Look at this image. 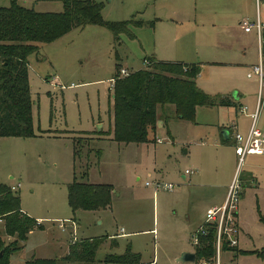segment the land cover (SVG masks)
<instances>
[{
    "label": "rangeland",
    "instance_id": "obj_1",
    "mask_svg": "<svg viewBox=\"0 0 264 264\" xmlns=\"http://www.w3.org/2000/svg\"><path fill=\"white\" fill-rule=\"evenodd\" d=\"M91 1L103 3L105 22L144 25L132 26L134 36L122 35L120 43L103 26L73 29L53 43L38 44V53L29 58L35 136L0 137V185L21 184L15 191L22 210L18 216L41 224L34 223L27 242L19 241L21 250L10 256L9 264L34 259L119 264L109 256L124 254L130 244L141 256L140 264H197L178 260L195 252L192 235L205 223L207 211L220 203L218 188L212 186L231 185L233 179L241 186L238 244L225 249L224 242L223 262L264 264V158H248L239 168L232 144L221 145L218 126L212 132L177 121L174 105L158 107L160 122L149 143L127 145L109 136L115 76L146 69L145 60L154 57L174 60L170 58L178 49L182 60L201 65L196 82L204 93L213 98L240 94L237 120L240 131L247 130L250 120L245 116L256 113L258 102V83L248 78L247 65L257 62L258 40L256 32L246 34L239 22L256 20V0L249 6V0H181L190 3V10L179 16L163 11L165 0ZM12 2L43 14L64 11L63 0H0V8ZM260 9L264 14L263 0ZM241 107L247 114L240 113ZM235 110L199 108L198 122L218 125L221 116V125L228 126ZM167 116L172 119L166 126ZM257 120L264 132V103ZM157 137L162 144H155ZM251 160L260 167L251 169ZM187 170L191 174L184 180ZM74 181L113 187L111 206L74 213L69 203ZM157 182L176 188L156 191ZM5 227L0 220V253L16 240L6 235ZM121 229L128 238H118ZM96 238L104 243L90 262L63 259L73 246Z\"/></svg>",
    "mask_w": 264,
    "mask_h": 264
},
{
    "label": "trees",
    "instance_id": "obj_2",
    "mask_svg": "<svg viewBox=\"0 0 264 264\" xmlns=\"http://www.w3.org/2000/svg\"><path fill=\"white\" fill-rule=\"evenodd\" d=\"M63 2L62 13H38L16 2L9 8H0V137L35 136L29 58L38 53V44L53 43L73 29L93 25L106 27L113 33L115 42L120 43L122 35L134 36L132 26L144 25V22H105L102 17L104 5L100 2ZM148 61L150 64L146 69L124 77L116 75L113 79V124L109 136L112 135L114 141L123 144L153 141L149 135L157 131L159 106L174 105L177 119L194 122L197 107L233 105L229 98H213L198 88L196 79L201 74V65ZM170 118L164 119L166 125ZM16 194L11 188L0 185V220L6 225V235L16 236L11 246L1 251L0 264H9L10 256L21 250L19 241L27 242L34 231V223H37L28 215L19 218L22 210ZM112 196L113 187L108 185L74 181L69 186V203L74 213L106 209L111 206ZM207 230L208 234L200 238V246L195 248L197 264L202 259L213 260L216 256V230L211 227ZM89 242L82 243L80 248L73 246L63 259L90 262L96 257L104 238ZM227 245L225 249H228ZM109 257H114L119 264L141 262V256L133 253L130 246L124 254ZM26 264H58V260L34 259Z\"/></svg>",
    "mask_w": 264,
    "mask_h": 264
},
{
    "label": "built area",
    "instance_id": "obj_3",
    "mask_svg": "<svg viewBox=\"0 0 264 264\" xmlns=\"http://www.w3.org/2000/svg\"><path fill=\"white\" fill-rule=\"evenodd\" d=\"M262 0H257L258 12L254 22L248 19L242 21L241 26L249 33L256 31L261 44L264 46V18L260 9ZM264 1V0H263ZM145 64L149 65L150 62L145 61ZM123 77L129 74L126 71H122ZM249 79H256L259 85L258 92V108L256 113L250 115L252 124L247 135H243L237 131L236 126L234 134V148L235 154L238 159V167H242L249 156H263L264 155V133L258 128L257 116L260 108L264 103V50L260 52L259 62L252 66L248 72ZM114 84V80H113ZM248 109L241 107L240 113L247 114ZM186 174H191V171H186ZM147 185H151L147 183ZM21 187V184L13 186L11 189L17 191ZM155 190L164 189L167 191H173L176 188L174 184H162L160 182L154 183ZM241 198V186L238 184V179L230 186L224 205L220 207H214L210 209L206 214V221L202 224L192 235V243L194 247L200 246V238L208 234V228H214L216 230V239L214 246L216 249V256L213 260L202 259L200 264H231L224 263L222 259V252L224 250V242L229 246H235L238 244L236 238V227L238 217V207Z\"/></svg>",
    "mask_w": 264,
    "mask_h": 264
},
{
    "label": "crops",
    "instance_id": "obj_4",
    "mask_svg": "<svg viewBox=\"0 0 264 264\" xmlns=\"http://www.w3.org/2000/svg\"><path fill=\"white\" fill-rule=\"evenodd\" d=\"M252 3V1L251 0H249V1H247V6H249V4H251ZM256 5H257V0H256ZM163 7V11L164 12H166L167 14H173V16H179V14H180V12H186V11H188V10H190V3H185V2H183V1H181V0H165V4L162 6ZM257 12H258V6H257ZM256 17H257V15H256ZM255 17V18H256ZM246 19H248L249 21H252V22H254L253 21V19L252 20H250L249 18H245V19H243V20H240V22H239V25L241 26V23H242V21H244V20H246ZM241 28L244 30V28L241 26ZM244 32L246 33V34H252L253 32H256V31H251V32H249V33H247L245 30H244ZM256 38H257V40H258V46H257V49H258V59H257V62H250L249 63V65H247V68L250 70V68L252 67V66H254V65H256L258 62H259V60H260V52H261V50H264V46L261 44V42H260V40H259V37H258V35H257V33H256ZM177 42H179V40H176ZM179 50L180 49H178V51L176 52V54H175V56L174 57H171L170 59H174V60H170V61H166V62H175V63H181V64H186V65H191V64H195V63H191V62H186V60H182L183 58H181V56H179ZM154 60L155 61H159L156 57H154ZM146 61V60H145ZM197 64V63H196ZM249 70H248V72H249ZM257 83H258V81H257ZM258 92H259V85H258ZM240 94L238 93V94H236V99H235V97H223V96H221V99L223 98H229L232 102H233V105H229V106H215V107H208V108H211V109H219V108H221V109H229V110H231V111H233L234 109H236L235 110V112H236V117H235V119L232 121V123L231 124H228V126L227 125H225V124H222L221 125V116L220 117H218V121H219V124L218 125H209V124H201L200 122H198V118H199V108H203V107H197V109H196V114H195V120H194V122H192V121H185V120H180V119H177V121H182V122H188V123H190V124H194L195 126H205V128H206V130H208V131H214L215 132V130L217 129V126H218V130L220 131V140H221V145H225V144H232V146L234 147V144H235V140H234V134H235V128L233 127V126H236V128H237V131L238 132H241L240 131V128H239V126H240V123H239V121L237 120V118H239V113H238V108H237V106H239V98H238V96H239ZM235 96V95H234ZM238 98V99H237ZM239 103V104H238ZM241 105V104H240ZM262 107H263V105H262ZM261 107V108H262ZM258 108V102H257V104H256V108L255 109H257ZM261 108H260V110H261ZM257 111V110H256ZM246 118H248L249 120H250V124H249V126H248V129L247 130H244V132L242 131L241 133L243 134V135H247L248 134V132H249V130H250V127H251V124H252V119H251V117H250V115H246L245 116ZM174 118V117H173ZM170 119H172V118H170ZM169 119V120H170ZM159 122L160 121H158V126H159ZM169 123V122H168ZM166 125V124H165ZM168 125V124H167ZM166 125V126H167ZM231 125V126H230ZM227 126V127H226ZM111 130V129H110ZM263 132V131H262ZM264 133V132H263ZM169 135H170V132H169ZM110 137H112V136H110ZM155 144H162V139L161 138H158L157 137V140H156V142H155ZM128 145V144H127ZM248 158H251V159H258L257 161H260L261 160V158H264V155L263 156H249ZM248 158H247V160H248ZM247 160H246V162H247ZM256 161V160H255ZM254 163V160H251L250 161V168L251 169H256V168H258V167H260L259 165H257V164H253ZM257 163V162H256ZM186 174V173H185ZM247 175H249V173L247 172ZM187 174L185 175V176H183V179L184 180H186L187 178ZM191 180H192V178H191ZM196 180V179H195ZM233 182H234V179H233V181H232V183H231V185L233 184ZM230 184H216V185H213L212 187H214V188H218V190L216 191V192H218V194L220 195V198H219V204H216V205H213L212 206V208H214V207H220V206H222V205H224V203H225V201H226V198H227V194H228V192H229V189H230V186H231ZM229 188V189H228ZM223 191H222V190ZM113 192H114V190H113ZM182 196V194L179 192V198ZM211 208V209H212ZM210 210V209H209ZM208 210V211H209ZM207 211V212H208ZM69 221V220H68ZM37 222L39 223V224H41L40 223V221L39 220H37ZM200 225H202V222L199 224V227H200ZM188 226H190V223L188 224ZM188 226H186V229H188ZM67 229H69V230H72V229H74L72 226H68L67 227ZM121 235H118V238H125V236L128 238V236L130 235V234H127V233H124V229H121ZM132 234H134V233H132ZM111 238H112V236H111ZM111 240H115V242H116V246H118L119 244H118V242H117V239L116 238H112ZM73 242H75V241H73ZM110 244H112V243H110ZM131 247V249H132V251H133V248H132V246H131V244L130 245H128L127 246V248L128 247ZM127 248H126V250H127ZM125 250V251H126ZM68 251H69V247H68ZM69 253V252H68ZM133 253H136V252H134L133 251ZM136 254H139V253H136ZM69 254H67V256H68ZM111 255H113V254H111ZM63 258H65V257H63Z\"/></svg>",
    "mask_w": 264,
    "mask_h": 264
},
{
    "label": "water",
    "instance_id": "obj_5",
    "mask_svg": "<svg viewBox=\"0 0 264 264\" xmlns=\"http://www.w3.org/2000/svg\"><path fill=\"white\" fill-rule=\"evenodd\" d=\"M235 99H236V97H235ZM1 255H2V253H1ZM178 261L182 262V263H188V262L195 263L196 262V255H195V253L185 252L182 254V256L180 257V259Z\"/></svg>",
    "mask_w": 264,
    "mask_h": 264
}]
</instances>
